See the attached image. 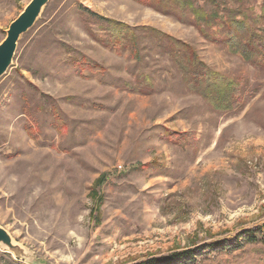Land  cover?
I'll return each mask as SVG.
<instances>
[{
  "label": "rangeland",
  "instance_id": "rangeland-1",
  "mask_svg": "<svg viewBox=\"0 0 264 264\" xmlns=\"http://www.w3.org/2000/svg\"><path fill=\"white\" fill-rule=\"evenodd\" d=\"M31 1L0 0V44ZM185 1L264 29V0ZM87 11L191 46L244 83L243 105L216 110L155 38L105 46V23ZM194 21L138 0H50L0 79V224L23 255L0 245V264H140L189 250L190 264H264V231L243 234L264 227V68L229 51L223 25L204 36Z\"/></svg>",
  "mask_w": 264,
  "mask_h": 264
},
{
  "label": "trees",
  "instance_id": "trees-1",
  "mask_svg": "<svg viewBox=\"0 0 264 264\" xmlns=\"http://www.w3.org/2000/svg\"><path fill=\"white\" fill-rule=\"evenodd\" d=\"M138 1L155 6L158 11L172 14L184 22L188 17H193L196 27L204 36H208L207 28H209L211 21L214 24L223 25L228 32L229 51L255 67L264 68V29L260 32L252 29L246 20L241 19V16H244L243 13H231L229 16L220 17L217 13L207 15L203 10L192 7L185 0ZM87 14L99 23H105L104 38H99L96 34L91 33L95 39L98 40L99 38L105 46L114 48L119 52H122V48L137 46L139 39L137 32L155 38L161 51L175 62L179 71L188 79L191 89L202 95L216 110L219 112H233L243 105L242 90L244 83L241 80H231L220 73L209 70L191 46L154 29L146 27L132 29L125 24L100 17L89 11H87ZM76 65L81 70H88L91 73L101 70L98 66L90 65L84 60L77 62ZM56 122L59 123L57 119ZM261 230L264 231V227L259 230L243 231L245 241H257V233ZM233 242H238V238L234 237L222 242L210 243L206 247L210 250H217L225 247L227 243ZM203 248L201 247L200 250ZM194 260L195 253L189 250L168 258L152 259L140 264H190Z\"/></svg>",
  "mask_w": 264,
  "mask_h": 264
},
{
  "label": "water",
  "instance_id": "water-1",
  "mask_svg": "<svg viewBox=\"0 0 264 264\" xmlns=\"http://www.w3.org/2000/svg\"><path fill=\"white\" fill-rule=\"evenodd\" d=\"M50 0H32L20 16L10 25L6 38L0 44V79L5 76L13 64L21 37L27 34L41 17ZM0 245L10 253L23 257L22 251L0 224Z\"/></svg>",
  "mask_w": 264,
  "mask_h": 264
}]
</instances>
